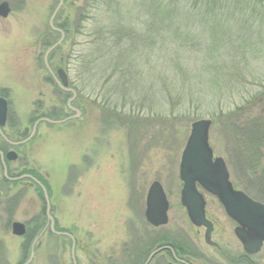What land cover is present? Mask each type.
I'll return each mask as SVG.
<instances>
[{
    "label": "rangeland",
    "instance_id": "rangeland-1",
    "mask_svg": "<svg viewBox=\"0 0 264 264\" xmlns=\"http://www.w3.org/2000/svg\"><path fill=\"white\" fill-rule=\"evenodd\" d=\"M0 1H8L11 7L7 17H0V97L8 102L7 121L23 128L40 116L54 121L74 117L75 112L67 107L70 95L57 88L42 62L47 48L58 40L48 25V7L56 1ZM65 1L71 6L66 10L71 12L57 15V21L65 20V38L54 51L58 58L51 62L67 73L77 93L71 106L80 114L60 124H39L27 166L36 170L43 183L54 228L73 238L75 263L136 264L126 250L135 252L139 231L146 246L147 232L153 233L150 243L155 245L165 237L178 240L182 234L188 248L203 256L193 260L194 264H238L244 251L234 234V224L223 214H212L216 204L212 197L207 196L206 201L217 227L212 240L221 247L220 252L206 244L203 230L188 220L180 204L179 162L191 123L209 119L208 138L214 157L223 158L237 190L261 202L264 152L257 158L240 153L237 149L241 144H234L238 139L230 126L242 112L247 116L262 109L264 114V0H240L243 10L236 13L237 9L214 10L216 24L209 22L210 27L199 22L212 17L201 4L192 7L195 0H181L186 8L169 11L163 5L158 8L160 0ZM223 11L235 14L228 18ZM114 26L121 31L112 36L114 47L104 51L100 60H110L127 50L131 56L126 53L124 66L135 64L140 57L143 68L152 73L161 71L172 78L176 71H184L189 80L204 76L203 87L186 85L185 92L195 93L191 100L187 97L179 112L185 116L177 121H132L135 116L129 112L123 121L103 119L104 113L114 114V107L120 104L118 97L124 96L128 103L129 96L134 97L125 107L129 109H135L136 94L138 100L145 97L141 90H115L113 83L121 73L107 82L110 70L102 75L95 68L94 60L102 55L100 44L110 37ZM135 47L140 50L135 51ZM136 69L130 71L135 73ZM156 79L161 83L159 77ZM148 85L150 80L143 86ZM165 88L160 92L170 93L165 95L168 102L163 111L170 114V108L177 107L176 95L182 92L172 86ZM160 127L168 133L165 139L153 135ZM240 155L242 160L237 158ZM154 180L162 185L169 203L168 223L156 228L148 225L143 215L146 193ZM0 183V264H73L72 241L49 231L38 236L44 225L29 242L25 235L12 233L13 222H27L28 230L48 221L40 189L30 188L27 181L8 184L1 174ZM24 187L29 188L23 191ZM17 195V206L10 214L7 207ZM40 214L41 218L30 221ZM251 260L264 264V248L251 255Z\"/></svg>",
    "mask_w": 264,
    "mask_h": 264
},
{
    "label": "water",
    "instance_id": "water-1",
    "mask_svg": "<svg viewBox=\"0 0 264 264\" xmlns=\"http://www.w3.org/2000/svg\"><path fill=\"white\" fill-rule=\"evenodd\" d=\"M52 14L50 25L57 12ZM10 8L7 2L0 3V17L8 16ZM61 40L49 47L44 55V61L47 63L48 54L60 44ZM61 87L67 85V77L62 69L57 71ZM73 96L68 100L67 106L69 109L75 111L79 116V111L73 109L70 103L75 98V92L70 90ZM7 115V100L0 97V125L4 124ZM72 117V118H74ZM51 123L58 121H51L43 119ZM61 122V121H59ZM58 122V123H59ZM211 126V120L198 119L191 123L189 135L181 153L179 163V178L182 182V189L180 194L181 205L186 209L188 218L192 224L198 227H205L204 239L205 242L217 246L211 241V232L213 230L212 223L205 217V201L203 195L198 188L215 196L222 204L225 213L231 218L237 227L234 233L240 241L243 250L248 254H255L260 251L264 242V205L247 196L240 190H235L229 180V172L225 165L223 158L214 157L213 151L209 145L208 133ZM43 194L46 203V214L50 221V229L52 232L53 218L50 216V205L47 193L43 186ZM168 200L165 192L159 181L151 182L146 198L144 216L146 221L154 226L159 227L167 223ZM12 233L16 236H23L25 234V225L21 222L12 223ZM156 250L151 254L147 262L153 254L159 252ZM72 260L74 258V243L72 244ZM147 264V263H146ZM171 264V263H169Z\"/></svg>",
    "mask_w": 264,
    "mask_h": 264
},
{
    "label": "trees",
    "instance_id": "trees-1",
    "mask_svg": "<svg viewBox=\"0 0 264 264\" xmlns=\"http://www.w3.org/2000/svg\"><path fill=\"white\" fill-rule=\"evenodd\" d=\"M240 0H195L193 2L192 7H196L199 4H201L202 7H205L206 10L208 11V14H210L211 21H209L208 19H205V21H199L203 26H209V22L210 23H215L216 24V15L214 13V10L219 11V10H232V9H237L236 12H240L243 9H241L242 5L240 4L241 2H238ZM164 2V3H162ZM187 2V0L185 1V3ZM156 3V2H155ZM156 5L160 6L158 8H161L163 5V9L165 11H169V10H177V9H184L186 8V5L183 4V1L181 0H160V2L156 3ZM162 9V8H161ZM163 11V10H160ZM223 11L221 13L226 14V12ZM220 12V11H219ZM162 13V12H161ZM168 13V12H167ZM166 13V14H167ZM225 15L228 16V18H230L232 16V14L235 13H229ZM194 20V19H193ZM214 24V25H215ZM210 27V26H209ZM116 26H114V31L111 32V34H109L108 36H110L108 39L103 40V44H100V50H102V55H99L98 58H96L94 60V63L98 66H96V69H99L102 71V75H104V72L107 70H110V76L107 77L106 81L109 82L110 79H113V76L116 74L118 75V73H121V76H118V79L115 81V83H113L115 90L120 88V89H124V90H136V91H140L142 93L145 94V97H141L139 100L136 99L138 98L137 94L135 96V109L133 108H125L126 105L128 107V105H130V102L133 103L134 102V97H130L129 96V100L130 102H127V99H125L124 96H122L123 98H119L117 100L120 101V104L118 106L114 107V114L112 115L111 112H107L103 114V119L106 121H123V117L128 113L132 114L135 116V120L132 121H147V120H151V121H177V119H179V117L181 116H185V113H179L180 110L182 109L183 106L186 105V99L188 97V100L192 99L193 94L195 93V90H190V91H186V85H191V83H193L194 86H201L203 87L204 85V81L203 78L204 76L202 74H200V76H191V80H189L187 78V74L184 71H179L177 74V71L174 73L173 77L171 78L172 74H167L165 71L163 73H166L167 75H163L161 71H154L153 73L151 71H147L145 68H143V65L141 64V58L138 57L139 59H135V64L134 63H130L128 66H124L123 62H125L126 58H128V56L130 57L131 54L129 52H126L123 55H118L116 57L111 58L110 60H100L101 58L105 57L104 54L106 51V53L112 49L114 46L111 45V38L112 36H114L116 33L119 34V32L121 31L120 28H117ZM217 27H214L213 31L216 30ZM211 29V28H210ZM212 32V31H210ZM135 46H137L135 44ZM136 48V47H135ZM140 50L138 47L135 49V51ZM126 53L128 54V56L126 55ZM138 60V61H137ZM108 62V63H107ZM177 64V63H176ZM168 69H170L171 66L165 65ZM109 67V68H108ZM175 69V64L174 66ZM179 67V66H177ZM136 69L135 73L130 69ZM146 70V71H145ZM179 70V69H178ZM159 72V73H157ZM184 72V73H183ZM170 73V72H169ZM156 77H159L161 83H159L156 79ZM170 78V79H169ZM152 79V80H151ZM208 79V77L206 78ZM205 79V80H206ZM148 80H150V84L148 86H143L145 82H147ZM207 83H209V85L212 83V81L206 80ZM205 82V83H206ZM162 86V87H161ZM165 86L168 88L170 86H172L173 88H176V90L178 88H180L182 94L178 93L176 95V99H177V107L176 108H170L171 109V113L170 114H166V112H164V103L168 102L165 101L166 98V94L170 93V90L165 94V93H161V90H166ZM147 87H149V91H147ZM146 88V91H145ZM190 88V87H189ZM159 89V90H158ZM144 90V91H142ZM177 92V91H176ZM169 97V96H168ZM118 102V101H117ZM173 103V100H169V104ZM134 105V104H133ZM138 107V108H137ZM175 109V111H174ZM255 110V109H254ZM174 113V114H173ZM183 114V115H182ZM124 115V116H123ZM245 116V117H244ZM248 116V117H247ZM247 116L245 115V112H242L241 117L238 118H234L231 121H234L231 124V129L233 130V134L234 136H236L238 139V142H234V144H238L240 145V147L237 149L238 151H240V153H243L244 156H248L247 154L251 153L252 156L249 157H258V156H262L261 152L263 153V151L261 150L262 148V136H263V131H264V114H263V110L262 109H258L255 110V113L253 114L252 111H250V113L248 112ZM166 117V118H165ZM240 121V122H239ZM243 121V122H241ZM157 131H155L156 134H154L153 131V135H156L158 137H160L161 139H165L166 137L164 135H168L167 131L165 132L164 128L160 127L156 129ZM242 146V147H241ZM248 149V150H247ZM243 155L238 156L237 158L239 159H243ZM244 160H248V158L244 159ZM41 193V191H40ZM42 196V193L41 195ZM43 197V196H42ZM45 225V223L43 221H41V223H36L34 229H28L25 237L27 238L28 242L29 240L33 237L34 232ZM38 230V231H39ZM165 237V236H164ZM163 241H170L169 238L165 237L163 238ZM167 242H163L162 244H166ZM174 245V243H172V246ZM129 252V259L134 258L135 257V252H130L129 250H126ZM135 251V249L133 250ZM25 255V252L23 251V256ZM135 260V259H133ZM251 264H255L254 262H252Z\"/></svg>",
    "mask_w": 264,
    "mask_h": 264
},
{
    "label": "flooded vegetation",
    "instance_id": "flooded-vegetation-1",
    "mask_svg": "<svg viewBox=\"0 0 264 264\" xmlns=\"http://www.w3.org/2000/svg\"><path fill=\"white\" fill-rule=\"evenodd\" d=\"M54 1H56V4L54 6L48 7L51 15L56 11L57 8H58V10H57V12H56V14L52 20V26L49 23L50 18L48 20V25H49L50 29L56 35H58V40L55 41L54 43H52L50 46H52L53 44L57 43L60 40H61V44H62L64 41V38H65V32L63 30V28L65 26V20H63L62 23L57 21V15H59L60 13H64V12L65 13L71 12L69 10H66V9H70L71 6L67 5L65 0H54ZM6 2H8V1H6ZM23 2L26 4L29 1L23 0ZM8 4H9V2H8ZM9 7H10V4H9ZM49 10H48V12H49ZM79 10H81V9L80 8L77 9V11H79ZM10 11H11V7H10ZM54 51H55V49H53L48 54L47 64H45V61H44V55H45V53H44L43 58H42L43 67L47 71L49 76H51V78L55 82L57 88L60 89L61 91L65 92L66 94H69L71 97L72 93L69 90H75V89L70 86V81L68 79V76H67V86L65 87L68 90L61 88L58 85V83L56 82V79L54 78V76H57V71L60 69L59 64H57V63L52 64V62H51V61L56 60L58 58L56 55H54ZM49 62H51V65L49 64ZM72 104H73V102H72ZM46 118L47 117H45V116H40L37 119H35L34 121H32L31 126H25L23 128L18 127V124L16 122L12 123V121H7V118H6V121H4V124L0 125V141H1V143H0V174H1L2 181L6 182L8 184H14V183L22 182V181H27L28 186H30V188L40 189L42 196H43V199H44V194H43V190L41 187V186H43V183L40 181L38 176H36V174H37L36 170L27 166V162H28V157L31 154V152L35 146V144H33V141H34V138L36 136L37 126L41 123L52 124L48 121L43 120ZM261 185H262L261 189L263 191V197L261 199V203L264 204V174L261 177ZM232 186L234 189H236L233 184H232ZM28 188L29 187H24L23 191L27 190ZM37 189H36V191H37ZM198 190L203 195V198L205 201V207H204L205 217L213 225L212 234L215 232L217 227H216L215 221L213 220L211 215L208 213L209 211H208V205H207V201H206L207 196L212 197L214 199V201H216V204L213 206V208H211L212 214H218L219 213V214H223L225 217H227L234 224V229H233V231H234L237 224L226 215L225 210H224L222 204L219 202V200L215 196H212V195L208 194L207 192L203 191L201 188H198ZM19 194H21V193H19ZM0 195H1V183H0ZM18 197H19V195L14 196L15 202L11 200L10 204L7 207V210L10 214H12L13 211H15V208L17 206L16 199ZM44 203H45V199H44ZM45 206H46V204H45ZM185 213L187 216L186 210H185ZM45 216L47 219L46 211H45ZM41 217H42L41 214L36 215L34 218H31L30 221H34L35 219L41 218ZM187 218H188V216H187ZM17 222H19V221H17ZM47 222L45 223L44 227H42V229L40 230V233L38 234V236H40L41 234H43L46 231H49L50 233L55 234L56 236H58L62 239L67 237L70 241H73L72 236L67 232H61L58 230H56V232H52L51 230H49L50 224H49V221H47ZM23 224L25 225V229L27 232V222H25ZM197 228L200 230H203V239H204L205 227L201 226V227H197ZM146 235L148 236L147 246L144 244L146 242L141 240L139 231L135 235V260H136V264H146V263L147 264H169V263H171V264H194L193 260H200L203 257L200 252L195 251L194 249L188 248L187 240H186L187 238L185 236H183L182 234L180 235V239H178V240L174 238V239H172V241H161L157 245H155L156 243L154 241L150 243V240L151 239L153 240V238H154L153 233L151 234V233L147 232ZM163 242H167V243L162 244ZM172 243H174L173 246H172ZM143 244L145 245L144 247H142ZM216 244H217V246H212V247H214L218 252H220L221 247L218 245V243H216ZM161 248H162V250L153 254V256L150 258L149 262H147V260L151 256V254L153 252H155L156 250L161 249ZM263 248H264V242L262 244L261 250ZM243 256H244V258L242 260H238L239 262L238 261H236V262L238 264H251V262H252L251 255L246 254L244 252Z\"/></svg>",
    "mask_w": 264,
    "mask_h": 264
}]
</instances>
